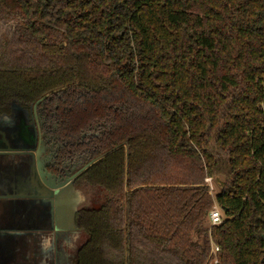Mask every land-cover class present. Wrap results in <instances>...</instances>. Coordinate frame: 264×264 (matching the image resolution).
Here are the masks:
<instances>
[{"label":"trees","instance_id":"16d2710c","mask_svg":"<svg viewBox=\"0 0 264 264\" xmlns=\"http://www.w3.org/2000/svg\"><path fill=\"white\" fill-rule=\"evenodd\" d=\"M61 90L119 145L76 264H264V0H0V113Z\"/></svg>","mask_w":264,"mask_h":264},{"label":"water","instance_id":"95a60500","mask_svg":"<svg viewBox=\"0 0 264 264\" xmlns=\"http://www.w3.org/2000/svg\"><path fill=\"white\" fill-rule=\"evenodd\" d=\"M15 108L0 121V264L67 263L58 240L80 230L75 216L88 209L83 207L85 185H74L73 176L57 180L46 171L35 130L30 135L22 121L14 125ZM118 147L91 159L77 174Z\"/></svg>","mask_w":264,"mask_h":264},{"label":"flooded vegetation","instance_id":"af4514ba","mask_svg":"<svg viewBox=\"0 0 264 264\" xmlns=\"http://www.w3.org/2000/svg\"><path fill=\"white\" fill-rule=\"evenodd\" d=\"M43 97L40 101L36 100L24 105L12 101L7 111L0 113V121L2 115H11L12 107L16 106L14 113L17 118H14V125L19 127L22 121L24 130L27 133L30 132V135L35 130L36 146L42 149L41 158L46 171L57 180L73 176L74 185H86L80 180V176L90 166L79 174L77 172L88 161L98 156L96 155L98 151L96 139L102 132L101 124L99 121L88 123L85 127L78 129V134L74 137L72 132L76 122L72 105L76 98L71 96L67 90L48 93ZM209 243L208 262L216 264L214 254L211 252L210 237Z\"/></svg>","mask_w":264,"mask_h":264},{"label":"rangeland","instance_id":"374dc122","mask_svg":"<svg viewBox=\"0 0 264 264\" xmlns=\"http://www.w3.org/2000/svg\"><path fill=\"white\" fill-rule=\"evenodd\" d=\"M205 182V180H204ZM214 195L217 192L218 184L212 180ZM83 191L87 197L84 208L88 209H99L106 201L108 194L106 190L101 186H86L83 187ZM68 240L65 241L62 238L58 240L59 249L64 250V260L63 264H75V254L76 250L87 240L88 235L83 232V230H77L75 232L69 233ZM195 238V236H194Z\"/></svg>","mask_w":264,"mask_h":264},{"label":"built area","instance_id":"2783aa9c","mask_svg":"<svg viewBox=\"0 0 264 264\" xmlns=\"http://www.w3.org/2000/svg\"><path fill=\"white\" fill-rule=\"evenodd\" d=\"M205 184L208 186V193L214 197L212 194V178L206 177L205 178ZM223 222V216L220 208L217 206L216 203H214L211 207V209L208 212L207 215V226L208 228H211L213 226L219 225ZM210 236V235H209ZM211 239V238H210ZM219 248L218 246L211 240V252L214 254V262H217L216 259V253L218 252Z\"/></svg>","mask_w":264,"mask_h":264}]
</instances>
